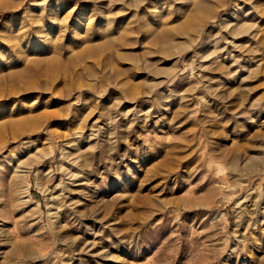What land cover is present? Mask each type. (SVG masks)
Here are the masks:
<instances>
[{
  "label": "rangeland",
  "instance_id": "1",
  "mask_svg": "<svg viewBox=\"0 0 264 264\" xmlns=\"http://www.w3.org/2000/svg\"><path fill=\"white\" fill-rule=\"evenodd\" d=\"M257 1L0 0V264H264Z\"/></svg>",
  "mask_w": 264,
  "mask_h": 264
},
{
  "label": "bare ground",
  "instance_id": "2",
  "mask_svg": "<svg viewBox=\"0 0 264 264\" xmlns=\"http://www.w3.org/2000/svg\"><path fill=\"white\" fill-rule=\"evenodd\" d=\"M258 1H259V0H258ZM258 1H257V2H258ZM253 6H254V5H253ZM251 7H252V6H251ZM245 9H246V8H245ZM250 9H251V8H250ZM248 10H249V9H248ZM248 10H247V11H248ZM242 13H243V12H242ZM253 16L259 17V16H260V13L256 12V10H255V13H252L251 15L249 14L247 17H245V20H246V19H252ZM242 17H243V16H241L240 18L242 19ZM240 18H238V21H239ZM223 19H224V18H223ZM236 28H237V27H236ZM236 28H235V27H234V28H230L229 32H230V33H234L235 30H236Z\"/></svg>",
  "mask_w": 264,
  "mask_h": 264
}]
</instances>
